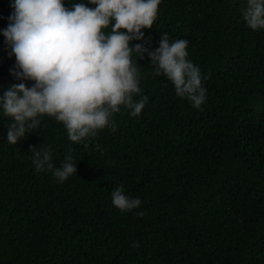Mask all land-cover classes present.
<instances>
[{
	"label": "trees",
	"instance_id": "16d2710c",
	"mask_svg": "<svg viewBox=\"0 0 264 264\" xmlns=\"http://www.w3.org/2000/svg\"><path fill=\"white\" fill-rule=\"evenodd\" d=\"M13 3L0 0V30ZM246 7L247 0H161L145 39L130 42L187 40L188 59L210 76L200 109L153 75L146 53L134 52L142 89L134 100L146 95L148 103L137 116L121 106L114 132L75 143L45 115L13 145L14 120L0 116V264H264V29L247 25ZM5 41L0 31V95L35 83L10 73L16 58ZM49 145L54 167L69 150L77 163L63 183L32 164L30 146ZM121 185L140 207L114 206L111 192Z\"/></svg>",
	"mask_w": 264,
	"mask_h": 264
},
{
	"label": "clouds",
	"instance_id": "9594fccd",
	"mask_svg": "<svg viewBox=\"0 0 264 264\" xmlns=\"http://www.w3.org/2000/svg\"><path fill=\"white\" fill-rule=\"evenodd\" d=\"M65 5L64 0H14L8 27L2 29L9 56L16 64L9 71L20 80L35 83L11 84L0 95V116L13 118L7 142L17 144L27 134L40 129L41 116L54 117L68 133V139L82 143L105 128L116 131L113 118L121 106L139 115L148 103L139 101L141 73L132 60L150 58L153 75L165 76L178 97L187 98L200 109L207 89L200 68L188 59L185 39L169 40L162 34L159 47L145 43L142 29H151L161 0H90ZM243 18L252 30L264 29V0H247ZM113 21L115 23L113 24ZM111 26V32L105 29ZM126 30V31H125ZM149 45V46H146ZM87 147V144H85ZM31 160L37 171L53 173L63 183L77 173V163L69 150L60 167H54L51 146H30ZM112 202L121 211L140 207L141 199L124 193L123 186L111 192ZM142 217L145 212L137 213Z\"/></svg>",
	"mask_w": 264,
	"mask_h": 264
}]
</instances>
